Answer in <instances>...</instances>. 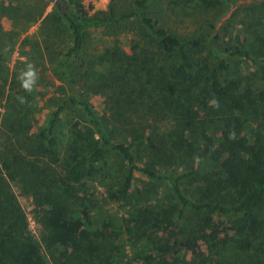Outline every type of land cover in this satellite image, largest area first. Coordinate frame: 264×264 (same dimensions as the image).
I'll list each match as a JSON object with an SVG mask.
<instances>
[{
  "label": "trees",
  "instance_id": "obj_1",
  "mask_svg": "<svg viewBox=\"0 0 264 264\" xmlns=\"http://www.w3.org/2000/svg\"><path fill=\"white\" fill-rule=\"evenodd\" d=\"M40 1L45 2L40 15L52 3L43 21L56 24L63 20L71 38L58 73L66 82V98L39 131L45 147L37 157H50V163H58V168L26 160L18 153L21 132L12 126L8 135L19 147L13 148V143L6 147L1 165L5 171L0 170V264H50L27 227L9 181L19 177L36 207L47 204L39 218L47 250L81 246L83 222L65 217L63 200L56 196L48 203L40 199L53 195L57 178L69 185L79 183L96 170L110 150L118 153L127 167L109 191L114 202L128 199L136 173L164 182L174 196L176 208L167 223H173L175 230L171 242L159 249L203 257L200 243L205 242L212 264H264V216L259 210L264 202V123L254 134H243L248 111L264 122V51L255 45L205 47L210 40L194 35L182 39L166 27L170 16L162 0L151 8L146 5L148 0H136L137 11L116 17H112V7L111 16L102 18L88 15L84 0ZM165 1L174 13L175 7L183 11L187 4H216L215 0ZM256 2L243 5L249 26L264 17V0ZM20 4L21 0H1L0 20L26 18ZM131 16H136L137 22L130 28L137 39L135 49L130 47L129 54L122 47H106L93 57L102 62V69H94L89 60L92 53L85 47L84 27L117 23ZM255 41L264 47L262 36L256 35ZM240 57L255 69L258 87L254 91L229 76L232 59ZM74 62L79 79L68 74ZM78 84L84 88L81 96L75 93ZM14 91L22 93L21 89ZM92 92L104 97L101 113L89 101ZM67 104L79 108L85 122L81 130L73 127L70 145L60 158L55 129ZM26 113L20 117L24 119ZM189 159L195 161L189 163ZM50 171L57 173L48 182Z\"/></svg>",
  "mask_w": 264,
  "mask_h": 264
},
{
  "label": "rangeland",
  "instance_id": "obj_2",
  "mask_svg": "<svg viewBox=\"0 0 264 264\" xmlns=\"http://www.w3.org/2000/svg\"><path fill=\"white\" fill-rule=\"evenodd\" d=\"M1 1V0H0ZM161 0H148L150 8ZM252 0H215L216 4L200 6L187 4L181 11L180 7L174 13L171 4L162 0L161 5L168 13L166 23L171 31L182 39H189L192 35L208 38L205 47L221 49L225 47L251 48L264 51V47L255 41L256 35L264 38V17L250 24L244 19L245 3ZM262 0H257L260 3ZM45 2L40 0H21V6L26 18L11 20L1 18L2 31L0 33V170L3 169L2 160L6 156V147L17 148L19 144L8 133L12 126L21 134V149L18 151L26 160L38 164L49 165L54 169L58 163L51 164L50 157H37L45 142L40 138L39 131L47 125V121L56 108L66 98V82L59 73V62L63 60L64 52L70 43V33L63 20L54 24L50 20L43 21V16L52 9V3L47 4L44 14L40 15ZM85 11L97 18L121 14H130L136 10V0H84ZM91 5V6H90ZM261 8V4H259ZM141 9L140 11H142ZM139 12V11H138ZM136 12V13H138ZM183 12V13H182ZM136 16L125 18L120 22H102L84 27L85 47L92 53L90 65L96 70L102 69V62L95 55L101 54L106 47H122L123 51L131 54L136 46L135 32L131 31L137 22ZM27 29V30H25ZM45 46H48L46 49ZM95 60V63L93 62ZM71 66V67H70ZM68 67V74L75 79L77 64ZM35 72V84L31 91L22 87L24 75L29 70ZM229 76L242 81L244 88L256 90L257 77L255 69L244 57L233 58ZM14 89H21L22 93L15 94ZM90 92V91H89ZM89 92H86L87 94ZM78 96L84 93L81 85L75 86ZM104 97L99 92L89 94V101L97 113L102 112ZM26 113L25 118L20 116ZM245 129L243 134H254L261 129L259 119L248 111L245 113ZM244 115V116H245ZM21 118V120H20ZM20 120V122H16ZM85 118L79 108L67 104L61 114L55 129L57 142L55 145L59 156L67 151L73 127L81 130ZM76 124V125H75ZM69 151V150H68ZM189 159L188 162H194ZM143 162V161H141ZM96 170L73 185L57 178L52 194L39 198L44 203L51 201L53 196L63 200L66 208L65 217L77 222L82 221L80 234L81 246H53L47 250L41 240L43 225L39 222L43 204L36 207L31 192H27L24 183L17 177L10 180V189L23 210L27 227L33 237L41 244L43 255L50 264H212L206 251L205 242H201L202 254L181 252L169 254L159 249L161 245L171 242L174 224L167 223L172 218L176 202L170 189L164 182L150 179L142 174L134 176L132 190L128 199L116 203L110 198L109 191L126 171V162L113 150L106 153L105 159L96 164ZM183 166H180L182 169ZM48 182H51L57 172L50 171ZM187 193L193 196L192 190ZM38 209V210H37ZM264 216V202L260 207ZM87 213V216H86ZM101 232L95 235L94 232ZM89 232V233H88ZM206 254V255H205ZM237 256V255H235ZM220 261V259H219Z\"/></svg>",
  "mask_w": 264,
  "mask_h": 264
},
{
  "label": "clouds",
  "instance_id": "obj_3",
  "mask_svg": "<svg viewBox=\"0 0 264 264\" xmlns=\"http://www.w3.org/2000/svg\"><path fill=\"white\" fill-rule=\"evenodd\" d=\"M35 72L33 70H29L25 73L24 79L22 80V87L26 90L31 91L32 86L35 84Z\"/></svg>",
  "mask_w": 264,
  "mask_h": 264
}]
</instances>
